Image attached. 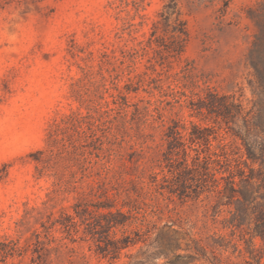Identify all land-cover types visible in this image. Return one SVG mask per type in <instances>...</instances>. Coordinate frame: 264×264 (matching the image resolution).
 Listing matches in <instances>:
<instances>
[{
  "label": "rangeland",
  "instance_id": "obj_1",
  "mask_svg": "<svg viewBox=\"0 0 264 264\" xmlns=\"http://www.w3.org/2000/svg\"><path fill=\"white\" fill-rule=\"evenodd\" d=\"M172 12L186 24L184 40L172 33ZM263 23L264 0H0V247L14 240L22 248L0 264H43L34 253L41 224L62 211L73 213L82 194L93 203L109 199L113 212L131 215L114 232L117 238L138 233L141 241L109 260L84 235L90 226L73 237L54 229L47 264H264L255 207L264 205L259 166L249 162L256 201L238 212L219 192L222 176L233 175L240 184L238 169L250 174L242 142L225 124L190 109L207 86L252 107L247 59ZM150 38L148 53L136 58L138 91L128 95L127 112L115 114L113 124L88 118L82 134L63 130L59 138L77 149L51 158L48 132L55 121L74 111L100 118L101 105L114 106L110 94L117 92L108 74L107 80L101 75L100 53L121 58L122 48L139 49ZM126 83L123 75L118 85ZM134 105L140 114L134 115ZM174 121L185 134L192 124L210 129V143L200 149L225 166L214 165L221 172L218 188L200 194L190 189L187 198L167 189L163 178L173 175L164 160L165 134ZM94 130L104 145L92 137ZM37 167H45L41 177Z\"/></svg>",
  "mask_w": 264,
  "mask_h": 264
},
{
  "label": "trees",
  "instance_id": "obj_2",
  "mask_svg": "<svg viewBox=\"0 0 264 264\" xmlns=\"http://www.w3.org/2000/svg\"><path fill=\"white\" fill-rule=\"evenodd\" d=\"M168 15L170 18L176 15L172 33L179 39L184 40L183 37L187 36L185 22L181 20L180 15H177L176 12L169 13ZM131 26L134 25L132 24ZM259 29L260 34L257 36L256 41H254L247 59L248 64L253 69L254 76V79L250 82L254 96L252 107L248 109L235 94L221 95L209 86L201 91L203 92V96L198 93L196 94L197 99L190 100V109L197 113V115H206L216 122L225 124L230 129L232 135L242 142L245 149V164L250 174L247 175L245 170L238 169V177L242 186L236 183L235 176H222L221 180L225 181V186L219 192L227 200V204H235L239 207L237 209L238 212L244 210V208L246 209L247 204H254L256 201L250 191V183L255 179V170L249 165V162L252 165L259 166L258 179L264 185V23L262 25L259 24ZM152 37H155V35L152 34ZM152 43L153 39L150 38L148 43L140 41L138 43L139 49L122 48L121 58L111 56L106 51L100 53L99 67L102 72L101 75L104 80H107L104 73L108 74V80L112 85L111 89L117 92L116 95L110 94L112 105L114 106L112 107L110 102L101 105L100 110L102 113L100 118H96L90 113L84 115L80 111H74L69 115H64L61 123L55 121L48 132L51 158L54 156L62 157L64 154H71V152L73 154L77 149L76 143L72 142V140H69L70 143L68 144L65 139L59 138L63 130L70 128L78 134H82L85 132H81L80 130H82V125L88 118L95 123L106 117L108 122L113 124V120H116L115 114L127 112L131 107L128 95L137 93L138 91V88L134 86L135 80L140 77V74H136V58L141 53L142 55L147 54L148 47H151ZM181 47L175 51L178 53L183 52ZM90 55L94 56V53L91 52ZM149 62L152 63L151 60ZM117 63L120 64L118 67L115 65ZM107 66L112 67V70L109 68L105 69ZM82 71L86 75L90 72L86 68H82ZM123 75H127L128 83L120 87L118 83ZM134 107V115L140 114L138 105H134ZM62 125H65L66 129H63ZM185 131L184 125L174 121L165 134L168 152L165 154L164 160L166 168L173 175V178L164 177L163 180L167 183V189L170 190V193L177 194L180 198L189 197L190 189L200 194L218 188L220 182L216 178V175L221 172L214 165L216 164L221 168L225 167L220 162L212 160L211 156H202L201 146L203 144L207 146L210 143L209 128H202L199 125L192 124L191 131L188 134H185ZM92 132V137L101 143V145H104L103 138L97 136L96 130ZM189 151L194 152L195 156L192 157ZM38 155H44V151H39ZM190 158L192 159V163L189 162ZM37 161L42 165L47 163L43 158H38ZM44 169L45 167H37L39 177L43 175ZM226 171H230L229 164H226ZM255 207L258 208L256 212L257 236H260L264 241V205H255ZM113 208L114 206L109 199L93 203L82 194V199L73 206V213L62 211L60 216L58 218L53 217L49 224H41L43 231L36 234L37 242L35 243L34 253H38L41 263L47 264L54 250L49 248L56 240L52 233L54 229L69 237H73L80 234L81 226L87 225L90 227L86 228L83 233L86 237L90 236L96 243L97 253L104 259H119L123 250L137 245L141 241V238H138V233L135 234L136 238L126 234L121 238L116 237L114 231L119 227H125L132 219V216L121 210L113 212ZM243 213H246V210ZM42 238L44 241H42ZM21 254L22 248L17 241L10 240L3 247H0V258L5 259L9 256L14 257ZM186 258L177 256L176 260H184ZM188 259H192V257L189 256Z\"/></svg>",
  "mask_w": 264,
  "mask_h": 264
}]
</instances>
